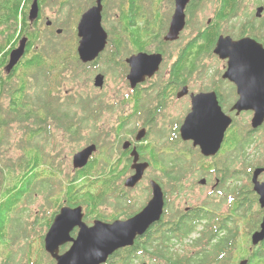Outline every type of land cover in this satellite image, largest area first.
<instances>
[{
  "label": "flooded vegetation",
  "instance_id": "obj_1",
  "mask_svg": "<svg viewBox=\"0 0 264 264\" xmlns=\"http://www.w3.org/2000/svg\"><path fill=\"white\" fill-rule=\"evenodd\" d=\"M70 1L38 0V16L32 20L30 19L34 2L32 0L26 8L28 22L25 28L28 35H39L41 37L44 31L50 34L55 32L57 35H60L63 29L57 27L56 22L49 19L47 9L51 7L54 9L53 12L55 14L70 13L74 9ZM97 1L91 0L89 4H82L81 0H73V4L80 3L84 7L82 17L87 11L98 5ZM112 1L116 2L114 13L117 16L116 20L120 22V33H115V35L121 40L122 45L124 43L123 40L130 43L127 49L129 55L124 47L119 49L121 50L120 52H117L112 42L109 43L108 34L106 49L94 60L84 62L80 59L78 52L79 43L82 40L78 36V32L75 53L77 60L81 63L79 64L81 70L86 67L97 68L101 62L105 66L116 65L118 69H124L127 93L121 100V103L127 107V110L126 112H119L118 123L111 134L113 137L111 142L106 140L108 134L104 132V126H94V130L100 134V138L90 141L84 149L94 145L97 147V150L90 158L86 167L75 169L73 164V168L75 178H79V181H82L88 178L89 175L101 173L107 166L106 160H113L112 168L108 176L103 178L104 181L100 186V190L110 189L119 191L118 193H112L105 201L108 202L110 198H114L116 200V210L112 214L105 216L101 212V208L106 205L104 202L97 209L96 214H91L92 209L87 208L86 205L71 206L70 200L65 198L58 204L57 208L59 206L60 208L54 215L47 231H49L55 217L64 206L71 208L82 206L85 214L83 220L88 227H92L96 220L112 223L117 220L125 221L131 219L142 212L150 203L153 198V182H155L161 187L164 194L163 215L160 221L154 223L144 235L137 237L133 246L117 250L102 264H149L146 261L147 259L150 262L156 261V264L160 261L169 264L160 258L156 249H154L157 240L161 239L155 237L156 230L163 226L166 233L171 236L167 226H171L174 223L183 224L191 216L196 221L197 216H199V213L203 209L212 212L210 208L202 206L188 208L185 211L181 209L174 210L170 204L167 191L169 190L168 186L174 185L175 189H179V186H176L179 183L178 180L182 179L183 176L197 165V159L206 163V167H200V170L205 175L215 176V183L211 190H238L233 193V196L228 197L230 205L228 206L227 213H230V207L233 203L246 202L247 194L245 192L246 190H252L258 198V205L262 212V221L259 229L261 230V224L264 219V207L260 203V196L254 190L255 183L264 185V121L257 128H254L253 119L255 110L239 111L235 107L242 93L247 92L248 89L253 87L256 90L248 92L249 96L258 94L264 96V83H262L264 76H255L256 80H254L245 73L242 65L245 52L239 49L241 42L247 39L256 42L258 46H262L264 49V0H190L185 9L186 25L178 38L172 41L166 38L172 18L176 12V0L170 1L172 8L168 7L172 16L167 30L163 33L166 29L164 25L160 27L161 29H155V31L152 28L151 32L153 36L151 38H147L148 35L143 36L140 32L141 30L146 33L145 26L140 27V25L148 22V16L150 19L153 18L152 11L148 7L151 3L145 0V2L142 0H104L102 2L103 20L107 4ZM207 3H210L211 7L210 17L205 23L202 21L199 26L190 29L191 22H193L195 16L200 13ZM166 7L165 0L161 9L165 15ZM189 29L191 37L184 44H179V50L175 48L173 50L172 47H175L182 41L183 35ZM159 30H162L163 34L161 32L158 33L157 31ZM252 45L256 46L253 43ZM18 47L19 45L16 48ZM219 49L221 50V54L218 53ZM40 50L41 48L38 45L30 49L27 44L26 54L20 62L33 60L32 56L34 55L42 58L44 54L43 51L39 52ZM151 56L161 57V64L153 75H149V71L144 66V62L148 63ZM207 58L211 61L216 60L222 63L219 73L213 75L197 74L198 67L200 65L203 66L204 62H206L204 60ZM9 61L10 56L8 64ZM47 61L40 60L44 64ZM91 70L93 72L96 71L95 69ZM98 76L103 77L101 86H98L96 83ZM232 77L234 81H232ZM254 81L260 83L256 82L254 84ZM104 86L105 76L98 74L94 79V87L103 90ZM206 96H209L213 103L216 102L222 112V114H216L213 119H218L222 123H228L227 128L223 131L224 135L219 149L215 154L209 156L203 153L200 145H195L196 141L194 139L185 140L181 131L189 115L192 113L200 115L201 112L195 111L194 107L199 98H205ZM182 103L186 104L188 108L180 123L177 124L175 121L178 117L182 116V111L185 107ZM112 109L111 105L102 100H93L92 102L84 100L81 106V113L85 114V119L74 126L78 130L79 139L82 138L80 136L82 130H85L88 125L96 123L100 119L101 113ZM213 111H217V108L213 107ZM167 112H175L178 115L172 118L171 115H167ZM245 116H248L249 119L246 122H242L241 120ZM200 117L202 118V115ZM81 118L83 119V116ZM198 120L199 117H196V121L193 124L199 125ZM202 121L203 127L215 120H204L202 118ZM58 128V131H62L69 141L72 137L70 130L60 125H58ZM232 135L233 139L231 138ZM39 138L42 139L41 137ZM176 140L181 143V148L187 149L184 153L190 157L182 158L179 155L177 157L172 156V160H167L160 156V149L172 146L169 143ZM100 141L103 142V145ZM107 144L113 145L109 146ZM251 147L252 151L249 152ZM102 148L104 150V159H98L96 157ZM44 151L49 155H54L47 146ZM161 160L165 163V167L161 166ZM231 161L232 163L234 161L244 163L247 166V171H241L238 168L233 171ZM158 162L160 166L156 168ZM257 171L258 176L256 181H254ZM112 172L114 175H117L114 182H110L111 176L109 174ZM137 173L141 178L138 183L133 187L127 186V181ZM162 178L165 179V182L161 181ZM205 178L201 179L199 184L210 186V182L207 181L208 178ZM239 183L241 184L239 185ZM229 193L231 192H227L226 194ZM226 214L219 213L215 215L225 220ZM197 222L202 223L204 220H197ZM199 224L197 223V227L193 229L194 232L182 242H197L202 236L198 233L200 231ZM79 232L80 228L76 227L71 232L70 238L77 239ZM254 233L252 232L251 238ZM155 240L156 242L153 245ZM140 243L145 244V246L149 244V250L146 248V251L141 254L140 252H136V256L133 250ZM72 245L73 243L70 242L62 246L60 253L64 254ZM131 254L133 259L124 261L125 256ZM49 257L53 264H57L56 260L50 255Z\"/></svg>",
  "mask_w": 264,
  "mask_h": 264
},
{
  "label": "rangeland",
  "instance_id": "obj_2",
  "mask_svg": "<svg viewBox=\"0 0 264 264\" xmlns=\"http://www.w3.org/2000/svg\"><path fill=\"white\" fill-rule=\"evenodd\" d=\"M145 1L151 3L148 7L152 11L153 18L150 19L148 16V22L140 25V27L145 26L146 33L141 30L140 32L143 36L148 35L147 38H151L153 36L151 32L152 28L155 31V29H161L160 27L164 25L166 29L163 33L167 30L172 16V13L168 9V7H171V0H166V15L161 10L165 0ZM90 2L91 0H81L82 4H89ZM70 3L74 7L71 11L72 13L55 14L53 12L54 9L51 7L47 9L49 19L56 22L57 27L63 30L60 35H57L55 32L53 34L46 31L42 32L41 40L35 45L40 46L41 50L39 52L43 51L44 55L42 59L49 61L45 63L49 69L48 71L42 69L41 71L31 72L27 78L30 86L28 96L26 95L27 104L25 107L28 110L21 111L22 118L18 120L16 114L10 110L13 104L9 92H5L0 98V169L4 173L2 177L0 172V228L6 237L5 242L0 240V245H2L0 248V264H53L49 255L45 253V249L43 250V236L47 233L46 226L53 217V212H56V204H59L65 198L69 199L71 197L70 191L79 192L76 197H81L87 191H90L93 195L99 193L103 195L102 204L112 193L119 192L118 190L110 189L100 190V186L104 181L103 178L108 176L112 168L113 160H106L107 166L101 173L89 175L88 178L82 181H76L74 176V155L83 150L90 141L100 138V134L94 130L95 125L104 126V132L108 134L106 140L110 142L113 140L111 134L118 123L119 112H126L127 110V107L121 103V100L127 93V88L124 79L125 71L123 68L118 69L116 65L105 66L101 62L97 68L86 67L81 70L79 66L81 63L77 60L75 46L77 44V27L82 18L81 15L83 14L84 7L80 3L73 4V0ZM115 7V1L107 4L102 23L109 34V43L112 42L117 52H120L121 50L119 49L124 47L129 55L127 49L130 43L123 40L124 43L122 45L121 40L115 35V33H120V22L116 20L117 16L114 13ZM210 11V3H207L200 13L195 16L193 22H191L190 29L199 26L202 21L205 23L210 17ZM190 29L183 35L182 41L177 45L175 44V47H172L173 50H179V44H184L191 37L189 35ZM157 32L162 33V30ZM112 33L114 34L111 35ZM204 61H206L204 65L198 67L197 74L213 75L220 72L221 62L219 63L216 60L211 61L208 58ZM91 69H95L96 71L93 72ZM21 73L22 70L18 72V75ZM98 74L105 76L103 90L94 87V79ZM18 75L13 77L10 84L11 88L17 87L19 81ZM84 100L90 102L102 100L111 105L113 109L101 113V117L96 123H92L85 130H82L80 134L81 139H79L78 130L75 128V137H71L68 141L63 132L58 131V124L51 118V110H59V112L68 114L71 120L74 118L73 122H76V125L85 119V114L81 113V106ZM39 101L50 107L49 121L43 108L37 107L41 103ZM184 105L182 116L178 117L175 121L177 124L180 123L183 115L187 112L188 106ZM18 108L22 107L18 106ZM28 111L38 117L41 122L46 123L43 125L34 123L32 119L26 120L24 115ZM167 115H171L173 118L178 114L167 112ZM81 116H83V119ZM248 119V116H245L241 121L246 122ZM231 138L233 139V135ZM100 143L103 145L102 141ZM31 144L32 148L28 151ZM169 144L172 146L160 149V156L167 160H172V156L177 157L179 155L182 158L190 157L184 153L187 149L181 148V143L178 140ZM107 145L112 146L113 144ZM46 146L54 154V162L48 160L49 155L44 151ZM26 151H28L27 156H25ZM251 151L252 147L249 152ZM25 157L27 169L22 173L24 180L20 182L21 175L15 178L9 177L6 167L12 165L16 169L17 160H22ZM96 158L104 159L103 148ZM159 162L156 164V168L160 166ZM27 163H29V166ZM241 163L240 161H234V163L231 161L232 170L234 171L238 168L241 171H247V166ZM196 164L198 166L195 165L182 179L178 180L179 183L176 186H179V189H175L174 185L168 186L169 190L167 191L171 207L174 210L181 209L185 211L188 208L202 206L210 208L214 213L226 214L230 205L228 197L233 196V193L238 190H211L215 183V176L205 175L200 170V167H206V163L197 159ZM234 165L235 167H233ZM161 166L165 167L163 161ZM28 174L29 176L26 177ZM109 175L111 176L110 182H114L117 175H114L113 172ZM205 177L208 178L207 181L210 182V186L199 184L200 180ZM161 181L165 182V179L162 178ZM166 181L169 182L168 180ZM20 191L27 193V196L18 205L16 204V200L21 196ZM227 192L231 193L226 194ZM73 201L70 202L72 203ZM105 204L101 208L102 214L106 216L115 212L116 200L114 198H110ZM9 210L12 211L8 213ZM246 233L249 236L244 231L241 232L240 237L245 244L244 246L241 244L232 264H235L236 260L241 259V256L243 258L250 257L255 251L257 252V250L253 249L260 247L252 244L250 239V235L252 234L251 229L246 228ZM172 246L174 252L179 257L190 255L200 250V246L197 243L189 241L184 242L182 245L175 242L172 243ZM9 257L10 259H8ZM258 259H255L256 263ZM146 261L149 264H156V261L150 262L148 259ZM157 264L165 263L160 261Z\"/></svg>",
  "mask_w": 264,
  "mask_h": 264
},
{
  "label": "water",
  "instance_id": "obj_3",
  "mask_svg": "<svg viewBox=\"0 0 264 264\" xmlns=\"http://www.w3.org/2000/svg\"><path fill=\"white\" fill-rule=\"evenodd\" d=\"M103 1L104 0H98V5L91 8L82 16L77 27L78 36L82 38L79 43L78 52L80 59L84 62L94 60L106 49L108 44V33L104 29L102 23ZM189 1L190 0H176L177 8L172 18L169 33L166 38L167 40L172 41L177 39L180 32L184 29L186 25L185 9ZM38 11V0H34L30 19H36ZM250 41L251 40L247 39L241 42L239 49L245 52L243 55L244 62H242L245 73L256 80L255 76L257 75L253 70H250L251 64L248 60L256 56L260 58L264 64V49L262 46H258L256 42ZM252 43L256 44V46L252 45ZM27 44L28 39L23 38L20 41L19 47L11 52L10 61L6 67L7 73H12L23 59L26 54ZM218 53L221 54L220 49ZM160 64V56H151L148 63L144 62V66L146 70L149 71V75H153L158 70ZM258 68L260 69V67ZM229 76L231 77L230 74ZM231 79L234 81L233 77ZM256 82L258 81H254L253 83L255 84ZM96 83L98 86H101L103 77L98 76ZM262 83H264V81ZM255 90L256 88L253 87L248 89L247 92H243L235 108L239 111L249 109L255 110L253 127L257 128L264 121V96L259 94L249 96L248 92ZM213 107L217 108V111H213ZM194 110L200 111V115H202L204 120L215 121L202 127L203 121L200 115L192 113L188 116L182 127V136L185 140L194 139L196 141L195 145H200L206 156L213 155L221 145L224 135L223 131L227 128L228 123H222L218 121V119H213L216 114H222V112L217 103H213L209 96L199 98ZM196 117H199V125L193 124L196 121ZM96 150L97 147L93 145L76 153L73 158L74 168L83 169L86 167ZM257 176L258 171L255 174L254 181H256ZM140 179L137 173L127 181V186H135ZM255 184L254 191L260 196V203L262 207H264V185ZM153 189V198L147 207L135 217L125 221L118 220L114 223H105L96 220L92 227H88L83 220L85 214L82 206L76 208L66 206L61 208L44 238L45 251L57 261V264L105 263L109 256L117 250L133 246L137 237L144 235L154 223L160 221L163 215L164 194L161 187L155 182H153ZM76 227L80 228V232L78 238L74 240L70 238V234ZM251 241L254 246H258L261 242H264V219L261 224V230L253 234ZM70 242H72L73 245L67 252L61 254L60 248ZM241 264H247V261Z\"/></svg>",
  "mask_w": 264,
  "mask_h": 264
},
{
  "label": "trees",
  "instance_id": "obj_4",
  "mask_svg": "<svg viewBox=\"0 0 264 264\" xmlns=\"http://www.w3.org/2000/svg\"><path fill=\"white\" fill-rule=\"evenodd\" d=\"M31 2L32 0H0V98L5 92L10 93L13 104V107H11L10 110L16 114V118L18 120L22 118L21 111L28 110L25 106L27 104L26 97L28 96L30 86L27 78L30 76V73L36 72L37 70L41 71L42 69L48 71L49 69L47 65H45L43 62H40V60H42L41 57L34 55L32 56L33 60L30 59L20 62L12 73L7 74L6 71V66L8 65L11 52L18 46L20 41L25 36L29 38L28 43L30 49H32L37 44V42L41 40L39 35H28L27 29L25 28L28 22L26 8ZM20 70H22V73L18 75ZM16 75H18V85L16 88H11V81ZM39 102L41 103L40 105H37V107L43 108L49 121L50 107L46 104H43L42 101ZM18 106H21L22 108H18ZM51 112V118L61 127L69 129L72 134V138H74L76 135L74 130V125L76 122H73L74 118L71 120V117L68 114L59 112V110H51ZM24 118L26 120L32 119L34 123L43 125L46 123L41 122L40 119L30 111L24 115ZM31 148L32 144L28 151ZM28 151H26L25 156H27ZM48 160H52L54 162V155H49ZM27 164L29 166V163ZM26 169V157L22 160H17L16 169L12 165L6 167V170L9 172V174H7L9 177L15 178L19 175L22 176L20 182L24 180L22 173ZM0 172L3 177L4 173L1 169ZM7 175L6 177L8 179ZM28 176L29 174L26 177ZM76 181H79V178H76ZM20 192L21 196L16 200V204L18 205L21 204L22 200L27 196V193H23V191ZM77 193L70 191L71 197L69 200H74L72 203L70 202V205H86L87 208L92 209L91 214H96L97 209L102 205L103 195L98 193L93 195L90 191H87V193H84L81 197H76ZM245 193L247 194L246 202L233 203L230 207V213L226 215L225 220H222L218 215H215L218 213L214 214V212H209L205 209L199 213L196 221L204 220V223L201 224L200 222H197L198 224L200 223L199 229L201 231H198V233L200 232L202 235L196 242L200 246V250L198 252L179 257V255L174 252L171 245L173 242L182 245L184 243L182 241H184L194 232L193 229L197 227V223L193 216L188 218V220H186L183 224L174 223L171 226H167L171 236L166 233V231L163 229V226L158 228V230L155 232V237H159L161 239L157 240V242L155 240L153 245L156 242V247L154 249H156V252L159 254L160 258L169 264H232L234 256L239 252L241 244H243V246L245 244L241 240V232L244 231L245 234L249 236V234L246 233V228L251 229L252 232H256L260 229V223L262 221V212L258 205L257 196L252 192V190H246ZM57 206L58 204L55 206L56 212H53V217L60 208V206L56 208ZM11 211L12 210H9L8 213ZM53 217L47 224L46 229L49 228ZM5 239L6 237L0 228V240L5 242ZM1 246L2 245H0V248ZM146 248L149 250V244H146L145 246V244L140 243L133 251L135 252V255L136 252H140L141 254L146 251ZM253 250H257V252L255 251V253L251 254L248 258H243V256H241V259L236 260L235 264H241L244 260L247 261V264H264V242L260 244L258 249L254 248ZM8 259H10V257ZM127 259L132 260V254L125 256L124 261H127ZM255 259H258L257 263L255 262Z\"/></svg>",
  "mask_w": 264,
  "mask_h": 264
},
{
  "label": "bare ground",
  "instance_id": "obj_5",
  "mask_svg": "<svg viewBox=\"0 0 264 264\" xmlns=\"http://www.w3.org/2000/svg\"><path fill=\"white\" fill-rule=\"evenodd\" d=\"M248 62L251 64L250 70H253L257 76H264V64L260 58L254 56L250 58ZM258 67H260V69Z\"/></svg>",
  "mask_w": 264,
  "mask_h": 264
}]
</instances>
